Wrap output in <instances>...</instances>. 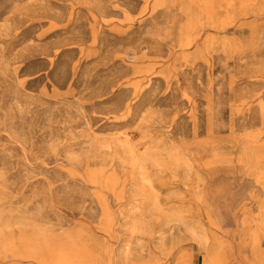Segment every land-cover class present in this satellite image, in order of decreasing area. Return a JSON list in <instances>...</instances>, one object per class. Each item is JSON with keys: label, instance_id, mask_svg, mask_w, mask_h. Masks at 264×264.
Segmentation results:
<instances>
[{"label": "rangeland", "instance_id": "374dc122", "mask_svg": "<svg viewBox=\"0 0 264 264\" xmlns=\"http://www.w3.org/2000/svg\"><path fill=\"white\" fill-rule=\"evenodd\" d=\"M264 264V0H0V264Z\"/></svg>", "mask_w": 264, "mask_h": 264}, {"label": "bare ground", "instance_id": "6f19581e", "mask_svg": "<svg viewBox=\"0 0 264 264\" xmlns=\"http://www.w3.org/2000/svg\"><path fill=\"white\" fill-rule=\"evenodd\" d=\"M181 260H182V264H185V263H186V262H185V259L182 258ZM215 261H216V260H215ZM215 261H214L213 259H211V260L208 259V260H207V259H203V258H202L200 264H218V262H217V261L215 262ZM237 264H238V263H237Z\"/></svg>", "mask_w": 264, "mask_h": 264}, {"label": "crops", "instance_id": "0c3cea01", "mask_svg": "<svg viewBox=\"0 0 264 264\" xmlns=\"http://www.w3.org/2000/svg\"><path fill=\"white\" fill-rule=\"evenodd\" d=\"M213 260H214V261L216 260V261L218 262V264H226L225 262H222V263H221V262H219L217 259H214V258H213ZM216 261H215V262H216Z\"/></svg>", "mask_w": 264, "mask_h": 264}]
</instances>
